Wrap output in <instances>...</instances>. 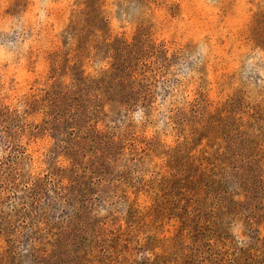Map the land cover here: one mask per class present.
<instances>
[{
  "label": "rangeland",
  "instance_id": "1",
  "mask_svg": "<svg viewBox=\"0 0 264 264\" xmlns=\"http://www.w3.org/2000/svg\"><path fill=\"white\" fill-rule=\"evenodd\" d=\"M264 264V0H0V264Z\"/></svg>",
  "mask_w": 264,
  "mask_h": 264
},
{
  "label": "trees",
  "instance_id": "2",
  "mask_svg": "<svg viewBox=\"0 0 264 264\" xmlns=\"http://www.w3.org/2000/svg\"><path fill=\"white\" fill-rule=\"evenodd\" d=\"M219 264H221V263H219ZM235 264H244V263L242 262L241 258H236V263Z\"/></svg>",
  "mask_w": 264,
  "mask_h": 264
}]
</instances>
